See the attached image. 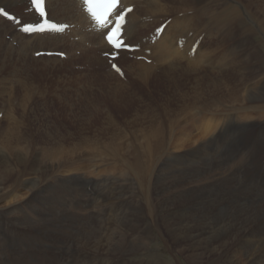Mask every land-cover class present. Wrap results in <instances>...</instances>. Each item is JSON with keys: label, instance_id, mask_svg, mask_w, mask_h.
Wrapping results in <instances>:
<instances>
[{"label": "rangeland", "instance_id": "374dc122", "mask_svg": "<svg viewBox=\"0 0 264 264\" xmlns=\"http://www.w3.org/2000/svg\"><path fill=\"white\" fill-rule=\"evenodd\" d=\"M211 1L214 0L205 1L207 19L213 13L223 9L219 6L221 0L218 5L209 8L207 2ZM210 24L209 29L205 26V43H208V46H205V51L206 49H215L218 52L223 51V54L225 51L230 50L227 36L221 28L214 26L212 23ZM214 30L216 31L214 32ZM233 32L238 31L234 29ZM237 35L239 36V33ZM5 38L12 45L13 36L12 41L8 40L7 36ZM213 40L214 42L219 40L222 43L221 46H217V43L214 44ZM14 42L12 46L19 48L18 45H14ZM244 43L246 49L239 55H248L249 51H255L256 53L253 56L254 58H250L249 62L247 61L248 65L246 64L241 68V73H232L228 66L217 65L216 69L211 70L210 67L207 69L208 66L205 65L206 86L202 91L200 87L196 86L197 83L195 82L197 81L195 74L198 76L201 73L189 72L186 77L183 76L185 73L180 68L175 69V72L171 71L172 76L170 79L172 80L166 79L162 68L155 69V74L152 75L156 76L141 80L129 70L127 62L136 61V59H132L128 54L125 55V58L123 55L120 56L116 61L126 75L125 78H119L117 77L119 75L110 68L109 63L104 65L99 61L98 63L96 61L89 63L81 50L74 52L77 61L68 58L62 59L64 60L63 63L49 59L35 61L31 57L32 53L30 55L29 52L22 53L21 56L25 59L22 61L19 59L18 52H10L7 47L1 45L0 113L4 110L9 112L10 107L18 105L20 101L22 104L23 101L29 100V102H26L29 104L26 114L22 107L17 106L15 110L19 123L23 121L19 125V129L17 127L9 129L11 125L8 124L7 113L2 112L4 116H0V142L7 140V135L13 132L14 141L20 140L21 148H19L21 150L26 149L24 154L35 159L33 164L37 163L41 166L39 165L35 169L33 164L32 167L27 164V168L26 164H19L17 160L9 158L11 163L7 164L6 167H0V181L4 182V184H0V195L6 189H9L11 184L16 186L19 184V188L23 191L30 189L31 196L29 198L32 199V207L25 205L24 209L19 210V214H0V247L3 248L0 251V264L35 263L33 257H25L28 246L32 251L29 252L31 254L42 250L45 255L53 256L55 251L57 256H53V259L60 256L58 259L61 260V264H127V260L139 264L142 262V264H263L264 232L257 236L258 241L256 244L252 243L253 247L242 249L240 245L244 246L237 243V233L229 237L225 245L224 239L220 240L218 237L222 233L221 226L214 225L223 217L230 215L228 212L233 208L240 209L242 206L249 204L264 206V166L258 164L252 166L251 156L249 162L247 156H245L246 153H251L250 139H254L256 147H260L264 143V128L260 126L249 127V125H242L241 122L234 125L233 122H230L234 112L229 108L232 107L230 95L233 96L237 92L238 96L244 98L247 95L244 91L245 84L254 81L255 75L264 71V40L258 36L252 40H245ZM101 57L108 59L103 57V54H101ZM245 67L249 71L245 70ZM209 70L213 72L210 73ZM249 72L251 74L246 75ZM232 76H234V79ZM182 94H184L183 97H181ZM239 100L241 101V99ZM201 101L204 102L205 113L199 111ZM228 105L230 106L228 107ZM191 115L198 118V120L192 119L193 121L202 123L208 120L205 122V127L211 120L222 123L227 118V122H229L228 124L224 122L225 126L215 127L216 131L212 130L211 127L205 128V132L203 129L189 130L194 131L193 136L180 132L185 126L184 117ZM253 116V119H258L256 114ZM188 120H190V117ZM171 123L175 125L174 130L176 131H170ZM161 128L165 130V136L162 140L168 142L172 148L174 145H178L173 149L174 152L165 151L161 159L174 158V162L171 161V167L173 164L177 170L175 172V175H177L176 182L183 187L180 188L176 197L191 206L190 211L177 208V214L186 212L185 222L180 226L183 228L174 224L172 226V230L180 228L182 233L184 232V236L187 235L186 240L183 239V243L169 237L162 217L154 215L156 218L154 221L149 217L136 222L131 215L124 218L120 216L124 206H120L118 212L113 209L114 202L120 196H123L125 205L131 197L132 188L134 187L138 191L136 189L137 185L135 183L131 184L129 181L133 178L130 176L131 171L126 176L121 177L120 184L123 187V193L119 189L116 196H113L110 190L111 187L103 186L102 190H106L104 192L108 196L106 199L103 196H95V186L87 183V177L72 179L70 182L64 180V177H57L60 176V171L67 168L64 165H69L70 161L74 162V160L76 165H84L87 170H90V166L95 168L98 163L97 165H101L99 167L100 171L95 172L100 173L101 177L110 173V165L119 174L117 168L121 167L122 164L127 166L120 156L124 152L126 154L131 153L128 149L114 148L113 144L116 138H128L136 142L137 138H134L135 132L133 130L138 133L137 137L144 139L146 133L153 135L156 130ZM15 136H18V138ZM19 136L22 140L19 139ZM158 137L162 138L160 134H158ZM191 139L193 140L190 142ZM101 144H104L105 148H114L118 157L112 156L110 159L109 155L113 151L109 153L103 151L102 153ZM62 150L66 152H62ZM54 153H61L62 161L60 159L56 160L54 157L53 159L56 161H50L49 155H54ZM261 154H263V157L264 153ZM132 155L134 154H131L130 158ZM150 156L148 157L149 160L152 159ZM240 156L243 160L245 159L244 162ZM68 158L71 160L68 161ZM47 160L51 163L46 162ZM47 163L49 164L48 167H46ZM155 163L156 161L148 164L153 166ZM166 164L161 172V177L171 168L168 160ZM155 165L151 168V172L157 167V163ZM259 167L263 168L257 170ZM100 168L105 173L101 172ZM6 169L12 170V174L7 172ZM205 169H210L211 172L215 171L216 173H207ZM1 170L3 171L1 172ZM181 173L182 180L179 178ZM214 174H217V176L215 177ZM29 176L32 178L30 177V179ZM15 179L17 182L14 181ZM185 182L186 186L184 187ZM23 183L28 184V187L25 188L26 186ZM229 188H234L230 190L232 193L229 194V191L225 193L224 190ZM141 193L144 195L143 189ZM96 198H100V204H104L109 212L108 214L107 211H104V208H97ZM119 201L121 200L119 199ZM215 207L217 208L215 209ZM37 209L40 210V214H43V218L40 214L39 216L34 215ZM212 210L214 211L212 212ZM28 212L33 213L35 221L32 218L27 219L30 218L28 214H25ZM22 214L25 217L20 219ZM149 214L152 215L150 212ZM213 222L214 224H212ZM201 223L203 224L201 225ZM187 224L191 225L190 229L188 228L189 235L188 232L185 233ZM207 225L212 228L205 234ZM8 226H10L9 229ZM31 228L34 231H31ZM194 231L196 234H193ZM77 234L80 235L79 238L77 237L78 241H74L72 238ZM9 236H16V238L7 240ZM234 236L236 240H233ZM215 238L217 240L212 242V239ZM247 238L251 239L252 237L247 236ZM37 240L39 244H37ZM28 241L29 243H27ZM112 246H119L123 252H118L119 254L116 253L113 256L109 250ZM62 249L64 251L61 252ZM66 250L69 252L72 250L74 254L64 256ZM248 250L250 254H254L253 260L252 257L248 259ZM192 252L194 255L189 254ZM35 255L40 257L42 264H51L52 262L50 261L51 256L46 260L41 255ZM115 258H119V260ZM258 258H261V260ZM55 262L57 264L56 260Z\"/></svg>", "mask_w": 264, "mask_h": 264}, {"label": "bare ground", "instance_id": "6f19581e", "mask_svg": "<svg viewBox=\"0 0 264 264\" xmlns=\"http://www.w3.org/2000/svg\"><path fill=\"white\" fill-rule=\"evenodd\" d=\"M205 1L206 0H123V2L126 5H135L136 6L134 11L132 13H130L127 17L128 21H127V25L125 26V34H124L127 37L126 43L140 44L144 48V50L150 49L151 55H149V58L152 59V63H150V64H148L147 62H145L143 60H138L137 57L140 55H143V52H138L134 56V59H136V61H128L127 62L129 70H131L132 73L134 75H136L137 77H139L141 80H144V79L147 80L148 78H150L152 76H156V75H152V74H155L154 72L156 71L155 69H157V68L163 69L164 74L166 75V79H168V80H172V79H170L172 76V73H171L172 70H173V72H175L174 71L175 69L180 68L185 73V75H183V76H186L187 73H189V72L195 71L196 73H201V75H198V76H196V74H195V78L197 80V81H195L197 83L196 86L200 87L201 91L206 86L205 85V81H206L205 80V65H206V67L208 66L207 69L210 67L211 70L216 69L217 65L228 66V69L232 73H236V74L241 73V68L247 64V61L249 62L250 58H254L253 56L256 53L255 51H249L248 55L247 54L246 55H242V54L239 55V53H241L243 50L246 49L244 41L245 40H252L258 36H260L262 38V40H264V0H221V2L219 3V6L222 7L223 9L221 8L222 10L213 13L209 19H207V17H206L207 14L205 12ZM219 1L220 0H214L213 2L212 1L207 2L208 3L207 6H209V8L214 7V6L218 5ZM26 3H27V0H0V6L8 7L11 10V12L16 13L19 16H21L25 22L33 21V20H35L36 15L34 13H26L25 9L28 8ZM47 9L49 10V16L52 19L57 20L59 22H66V23L74 25L73 28L70 30V33H66V34H34L31 36H28V35H24L18 31H16V27L11 22L7 21L6 19H4L0 16V51H2L1 45L5 46V47H7V50L10 52H15V53L18 52L17 54L19 56V59L22 61L25 60L21 56L23 52H29L30 55H31V53L33 55L36 52H40V51H63V52L67 53V55L69 57L68 59H73L74 61H77V57L75 56L74 52L81 50L82 53L85 54V57L89 63H92V61H96L98 63V61H99V63H102L103 65L105 63L108 64V59H103L101 57V54L108 52L110 50V47L106 44V42L104 40L103 33L94 32V31L89 30L91 23L89 21L88 16L82 10V6H81V3L79 2V0H47ZM167 18H171V22L166 26L161 37L158 40H156L155 43H152L150 41V34L153 33L155 28L158 27V25L162 23L161 19H167ZM163 22H165V20H163ZM210 23L214 24V26L220 27L221 30L223 31V33L227 36L228 48L231 47V49L228 51H225V53H223V54H222L223 51L218 52V51H215V49L214 50L213 49L212 50L206 49V51H205V46H208V43L207 44L205 43L206 42L205 41V26L208 27L209 25H211ZM208 29H209V27H208ZM210 29H212V28H210ZM234 29H235V31H238V32H233ZM215 31L216 30H214V32ZM237 33H239V36L237 35ZM9 34H11L13 36V42L16 41L19 48L13 47L12 46L13 42L11 45V43H9L8 41L5 40L6 39L5 36H7ZM206 36H207V34H206ZM214 36H216V35H214ZM147 37L149 38V40L144 41V38H147ZM179 39L183 40V43L181 45L178 44ZM198 40H199V44H198L197 50L195 51V53H193V52H191V49H192L193 45ZM213 43L214 44L217 43V46H221V44H222V43H220L219 40H215V42L213 40ZM214 44H212V45H214ZM209 45H211V44L209 43ZM58 47H62V48H58ZM97 52H98V54H97ZM126 54L127 53L122 52L121 56L123 55L125 58ZM31 57L35 61L36 60H45V59H49V60H52L54 62L55 61H61L62 63L64 61L59 57L43 56V57H39L38 59L36 57H33V56H31ZM83 57H84V55H83ZM92 67H93V65H92ZM229 67H231V68H229ZM244 69L249 71L247 69V67H245ZM211 70H209V72ZM212 72H210V73H212ZM95 73H96V71H95ZM232 73H231V75H232ZM224 74H226V73H224ZM250 74H251V72H249L246 75H250ZM213 75H214V73L212 74V77H213ZM234 76H235V74H234ZM234 76H232L233 79H234ZM189 77L191 78V76H189ZM241 79H244V78H241ZM168 80H166V81L168 82ZM193 81H194V79H193ZM206 84H207V82H206ZM196 86L194 85L195 88H196ZM174 88H176V87H174ZM244 91H245V94H247L244 96V98H241L240 96H238L237 92L233 96L230 95V101H231L230 103H232V107H229L230 105H228V107L234 111L233 112V118L231 119L232 121H230V122H233L234 125L237 124L238 122H241L242 125H249V127L250 126H260V127L264 128V71H261L258 74H256L254 81L245 84ZM183 95L184 94H182L181 97H183ZM187 96H189V95H187ZM190 97H188V98H190ZM239 99H241V101ZM26 102H29V100L25 101V102L23 101L22 104L20 101V103L18 105L11 106L9 112H7V111L5 112V113H7L6 118H7V121L9 122L8 124L11 125V128H9V129H12L13 127L18 128L19 125L23 122L20 119L21 122L19 123L15 110L17 109V106L22 107V108H24V113L26 114L28 112L27 109H28V104H29ZM203 105H204V102L201 101L200 108H202V109L199 108V111L202 113H205V106H203ZM229 108H228V112H229ZM183 111L185 112V110H183ZM2 112L3 111H1V113ZM254 114L257 115L258 119H253ZM186 117H188V116H186ZM186 117H184L185 126H184V128L181 129L180 132H185V133H188V134L193 135V136H194V134H193L194 131H189V130L203 129V131L205 132V128L208 129V127H211L212 130L216 131L217 127H220V125L225 126V123L228 124V122H229V121L227 122V120H228L227 118L224 120L225 123L224 122H222V123L218 122L217 123V121L214 122V120L213 121L211 120L207 123V125L205 127V122L208 120H206L205 122H202L203 123L202 124L199 121H193L192 119L198 120V118L193 116V115L189 116L191 121L188 120L189 117L188 118H186ZM197 122H199V123H197ZM171 124H172V127L170 128V131L174 130V127H175V125L173 123H171ZM184 124L182 123V125H184ZM174 131H176V130H174ZM258 131H260V130H258ZM133 132H135L134 138L135 139L137 138L138 142L137 141L133 142L132 140H130L128 138L127 139H124V138L117 139L116 138V141L113 144L114 148L120 147L121 149H126V150L128 149V151H130L131 154H134L130 158L131 154H129V153L126 154L125 152L122 153V156H120V158H121V160H123L125 162V164H127V166H124L122 164L121 167H118L117 169H119L118 170L119 174L116 173V171L111 167V165L110 166L108 165L110 167V173H108V175L104 174V176L101 177L100 173L95 172V171H100L99 167L101 165H97L98 163L96 164L95 168H94V166H90V168H89L90 170H87V167L86 166L84 167V165H81V164L76 165V163H74L75 162V160H74V162L70 161L69 165H64V167H67V168H65L63 171H60L59 172L60 176H57V177H64L65 178L64 180H67L69 182L72 179H77L80 177H82V178L87 177L88 178L86 180L87 183H89L91 185L93 184L95 186V189H94L95 196H103L106 199L108 196H106V193H105L106 190H104L105 192L102 190L103 186L108 187V188L111 187L110 190H111L113 196H116L117 191L119 189H121L122 193H123V187L120 184L121 177L126 176L131 171L132 173H130L131 174L130 176H132L133 178H131L129 181L131 184L135 183L137 185L136 189L138 191H136L134 187L132 188L131 197L125 203V205H124L123 196H120L118 198V200L116 202H114V206H113L114 208L113 209H115V211L118 212L120 206H124V209H123L120 216L124 218L126 216L131 215V216H133V220H136V222H138L142 219H148L149 217L151 220L154 221V220H156L154 215L162 217V220L164 221L165 227L167 228V231L169 233V237L173 240L178 241L179 243H181V242L183 243V239L186 240L187 235H186V237L184 236L185 235V234H183L184 232L182 233V231L180 229L183 227H180V226L183 225V223L185 222L184 216L186 215V212H180L179 214H177V208H180V210L186 209V210L190 211L191 206H189V204H187L186 202L180 201L178 199V197H176V196H178V192L180 191V188H183V187H181L178 184V182H176L177 181V179H176L177 175H175V172H177V170L174 168V165L172 164V167H171V161L174 162V160H173L174 158L173 159L167 158L166 160L161 159V158H163V156H164L163 153L165 151L174 152L173 149L178 147V145L176 144L172 148L168 144V142H165L164 140H162L163 137L165 136V130H163V128L156 130V132L153 135H149L146 133L144 136L145 138L143 137L144 139H142V137H137L138 133L135 130H133ZM158 134H160V136L162 138L158 137ZM0 135H1V133H0ZM139 135H140V133H139ZM117 136H118V134H117ZM122 136H124V135H122ZM7 137H8L7 140H5V141L2 140L0 142V148H1L0 149V167H6L7 164H10L11 161L9 160V158L10 159L13 158V159L17 160L19 164H26V165L29 164L32 167V164L35 163V159H32L31 157H28L26 154H24L25 153L24 151L26 149L25 150H24V148H23V150L20 149L21 148V146L19 144L20 140L14 141V133L13 132H10L7 135ZM20 137L21 136H19V139H21ZM16 138H18V136ZM86 139H88V137H86ZM192 140L193 139H191L190 142ZM152 141H154L155 143H153ZM21 142H23V141H21ZM90 143H93V142H90ZM249 143L251 145V153H246V155L245 154H243V155L247 156L248 162H249V159L251 156L250 160L252 161V166H254L255 164H258L260 166H264V156L262 157L263 154H261L262 152L264 153V143L260 147H256L254 145L255 143H254L253 138L249 140ZM100 146L102 147V153H103V151L104 152L108 151V153L113 151V153H111L109 155L110 159L112 156L118 155L114 151L115 150L114 148H112V147L111 148H107V147L105 148L104 144H101ZM40 147H42V146H40ZM67 149L69 150V148H67ZM62 152H66V151L62 150ZM197 152H198V150H197ZM26 153H27V151H26ZM7 156H9V157H7ZM49 156H50V158H49L50 161L54 162L57 159H60L62 161V157H61L62 154L61 153H54V155H49ZM149 156L152 157L151 160L148 159ZM53 157L56 158V160H54ZM117 157H116V159H118ZM69 160H71V159L68 158V161ZM167 160L170 162L171 168L167 173H165V175H163V177H164L163 178V177H161V172L163 171V167L164 166L166 167ZM242 160H243V158H242ZM244 160H243V162H244ZM50 161L47 160L46 162L49 163ZM154 161H156L157 167L151 172V168L156 163L153 166H150L148 163H151ZM96 162H98V160H96ZM48 163H47L46 167L49 166ZM12 165H10V166H12ZM39 165L36 163V164H33V167L36 169ZM240 167H241V165H240ZM240 167H238V168H240ZM27 168H28V165H27ZM53 168H54V166H53ZM262 168L263 167H259V169H257V170H260ZM100 169L102 172L103 171L102 168H100ZM205 170L207 173L211 172L210 169H205ZM2 171L3 170H1V172ZM6 171L9 172L10 174H12V170L6 169ZM26 171H28V170H26ZM211 173H216V172L213 171ZM23 175H25V174H23ZM214 176L216 177L217 174H214ZM30 177L31 176H29V178ZM257 177L259 178V176H257ZM162 178L164 179L163 181H162ZM179 178H180V180H182V178H183L182 173L179 174ZM97 180L100 182H98ZM217 180H220V179H217ZM14 181L17 182L16 179ZM196 181H198V180H196ZM0 184H4V182L0 181ZM23 184L25 185V183H23ZM30 184H31V182H30ZM68 184H70V183H68ZM27 185H25L26 186L25 188L28 187ZM39 185H40V183H39ZM160 185H162V187H160ZM185 186H186V182L184 184V187ZM142 189H143L144 195L141 193ZM232 189H234V188H229L228 190H224V191H225V193H227L229 191L228 193L231 194L232 192L230 190H232ZM0 192H1V189H0ZM30 196H31L30 189L23 191V189L19 188V184H17V186L15 184H11L9 189H6L2 193V195H0V214L4 215L6 213H11V214L16 215V214H19V210L24 209L25 205L26 206L29 205L30 207H32L31 206L32 199L29 198ZM237 198H239V197H237ZM119 199L121 201H119ZM208 199H210V198L208 197ZM187 201L189 202V200H187ZM95 203L97 205V208L98 207L104 208V211H107L104 204L103 205L100 204V198H96ZM195 203H197V202H195ZM38 204H39V202H38ZM33 205H34V203H33ZM35 205H36V203H35ZM217 207H215V209ZM209 208H210V206H209ZM113 209H112V211H113ZM128 209H130V210H128ZM207 210H209V209H207ZM39 211L37 209V212H35L34 215L39 216V214H40ZM213 211L214 210H212V212ZM149 212L152 215H150ZM225 212H227V211L225 210ZM263 212H264V206H259V205H255V204L254 205H251V204L244 205L240 209L233 208V210L228 212L230 215L220 219V221L217 224H214V222L212 224L221 226L220 229L222 230V233L218 237L220 240L224 239L225 245L227 243V239L237 233V236H236L237 240H238L237 243H241L244 246V247H242L239 244L240 248L244 249V248H248V247H253L252 243L256 244L258 241L257 236L264 232V213ZM33 213H34V211H33ZM33 213L32 212L25 213V214H28L30 217V218H27V217L26 218L27 219L32 218L34 220ZM108 213L109 212L107 211V214ZM111 214H112V212H111ZM212 214H214V213H212ZM40 215H41V218H43V214H40ZM225 215H226V213H225ZM23 217H25V216L22 214L20 219H23ZM91 218H93V217H91ZM173 224L180 227V228L172 230ZM202 224L203 223H201V225ZM205 225H206V222H205ZM9 227L10 226H8V229H9ZM25 227L27 228V226H25ZM190 227H191V225L187 224L186 225L187 231H185L184 229H183V231H185V233L188 232V228L190 229ZM198 227H200V226L198 225ZM194 228H196V227L194 226ZM210 228H212V227L207 225V228L205 230V234H207L209 232ZM193 229H192V231H193ZM199 229H196V230H199ZM30 230L34 231V229H32V228ZM148 230H149V228H148ZM181 233L183 234L182 237H181ZM194 233H195V231L193 232V234ZM8 235H9V233H8ZM188 235H189V232H188ZM79 236L80 235L77 234L72 239H74V241H78ZM247 236L248 237L251 236L252 238L248 239ZM236 237L233 238V240H236ZM13 238H16V236H9V237H7V240H10ZM83 240H84V237H83ZM216 240H217L216 238L212 239V242H214ZM33 241H34V239H33ZM228 242H230V241H228ZM27 243H29V241ZM37 244H39L38 240H37ZM67 244L70 245L69 243H67ZM209 244H208V246H209ZM230 245H232V244H230ZM229 247H231V246H229ZM2 249L0 247V251ZM68 250H70V249H68ZM68 250L65 251L64 256H72V254H74L72 252V250L70 252ZM109 250L113 256L116 253L119 254V253L123 252L119 246L118 247L112 246ZM62 251H64V249H62L61 252ZM29 252H32L30 250V246H28V250L25 252V257H28V258L33 257V261L35 263H31V264H42L40 257L36 256L35 254L43 256V258L46 260H47V258L49 259V257L51 256V260H50V261H52L51 264H56L55 260L57 261V264H61L60 263L61 260L58 259V257H60V256L55 257L53 259V256H57L55 251H54L53 256L47 255V254L45 255L44 251H42V250L36 251L35 254H31ZM237 252H239V251H237ZM247 252L249 254L248 259H250V257H252V260H253L254 254H250L249 250ZM189 254L194 255L193 252L189 253ZM261 258H262V256H261ZM261 258L260 259L258 258V259L261 260ZM256 259H257V257H256ZM116 260H119V258ZM127 261H128L127 264H132V263L136 264L137 263L135 261H129V260H127ZM235 261H236V259H235ZM262 262H263V260H262ZM108 264H111V263H108ZM123 264H125V263H123ZM137 264H139V263H137Z\"/></svg>", "mask_w": 264, "mask_h": 264}, {"label": "snow or ice", "instance_id": "6c2138e0", "mask_svg": "<svg viewBox=\"0 0 264 264\" xmlns=\"http://www.w3.org/2000/svg\"><path fill=\"white\" fill-rule=\"evenodd\" d=\"M119 2V0H108V4H107V8L110 10L114 5H116L117 3ZM32 3L34 5H37L39 6L40 4L43 3V0H32ZM41 11V16H44L45 15V12L43 9L40 10ZM132 9H128V12H131ZM0 12H3L5 15H7L6 12H4V10L2 8H0ZM93 15L95 16L97 22L101 25L103 24H106L108 23V20L105 16H102V15H97L95 12H93ZM124 22H125V15L121 14V15H118L117 18H116V22H115V27L113 28L112 32L109 33L107 39L109 40V42H112L114 43V46L116 48H120L121 47V44L120 43H117L115 40H114V37H118L119 34L121 33V29L124 25ZM51 28L53 29H56L57 26L52 24L50 25ZM25 32H31V31H44L45 30V27H44V24H41V23H37L35 25L33 24H27L24 29H23ZM115 67V65H114ZM117 71H119V69H117Z\"/></svg>", "mask_w": 264, "mask_h": 264}]
</instances>
